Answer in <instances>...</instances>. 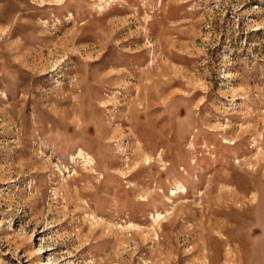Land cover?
Returning <instances> with one entry per match:
<instances>
[{
	"label": "rangeland",
	"instance_id": "1",
	"mask_svg": "<svg viewBox=\"0 0 264 264\" xmlns=\"http://www.w3.org/2000/svg\"><path fill=\"white\" fill-rule=\"evenodd\" d=\"M0 264H264V0H0Z\"/></svg>",
	"mask_w": 264,
	"mask_h": 264
},
{
	"label": "bare ground",
	"instance_id": "2",
	"mask_svg": "<svg viewBox=\"0 0 264 264\" xmlns=\"http://www.w3.org/2000/svg\"><path fill=\"white\" fill-rule=\"evenodd\" d=\"M230 244V243H229Z\"/></svg>",
	"mask_w": 264,
	"mask_h": 264
}]
</instances>
